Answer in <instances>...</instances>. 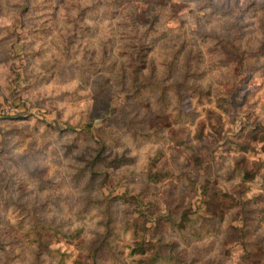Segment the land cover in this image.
<instances>
[{
  "label": "rangeland",
  "instance_id": "1",
  "mask_svg": "<svg viewBox=\"0 0 264 264\" xmlns=\"http://www.w3.org/2000/svg\"><path fill=\"white\" fill-rule=\"evenodd\" d=\"M0 230V264H264V0H0Z\"/></svg>",
  "mask_w": 264,
  "mask_h": 264
},
{
  "label": "trees",
  "instance_id": "2",
  "mask_svg": "<svg viewBox=\"0 0 264 264\" xmlns=\"http://www.w3.org/2000/svg\"><path fill=\"white\" fill-rule=\"evenodd\" d=\"M212 5H214V3H212ZM164 6H166V3L164 2ZM174 6H176V4H174ZM215 8H216V4H215ZM152 24V22H150V25ZM144 37H146V33L144 34ZM231 106H233L231 104ZM60 127V126H59ZM57 128V127H56ZM93 128V123H87L84 127V131L87 132H91ZM91 169L93 167V164H90ZM250 170L245 168V172L248 173ZM160 174V173H159ZM148 178L149 180H157L158 179V175L157 173L154 174H148ZM218 194H221L220 191H217ZM216 193V194H217ZM227 194V192H225ZM33 214V218H34V222H32L29 226H27V228H25L24 231V235L26 236L27 240H30L32 242H38L39 244H43L44 243V239L43 237V231H50V226L45 225L40 223L41 221H38L37 218L35 219L36 215L34 213ZM191 212L188 213H184L181 215V218L179 219L180 221H176V222H171L172 224H174L177 228L179 229H185V228H192L191 223H196V222H190L191 221ZM174 218V217H172ZM171 218V220H172ZM34 223V224H33ZM205 223V222H203ZM14 230H16V226H14ZM19 229H21V225L18 226ZM55 234H54V238H62L64 240H73L75 239V237L77 235H79V233L81 232L79 229L77 230H73L72 232H66V231H62L59 228H53ZM12 233V232H11ZM10 233V234H11ZM250 233V230L247 228L243 229V228H239L236 230L235 233H233L232 235H234L237 240L238 239H242V242L244 243L245 247H246V254H255V252H253V249H250L248 246V242L252 245V240L251 237L248 236V234ZM4 235H8L7 232H1L0 230V236L3 237ZM159 243L156 242H146V241H142V242H137L135 245H129L130 248V252L129 255L130 256H137V255H146L147 258L141 260L142 263L144 264H160V261L163 259V255L160 252V247L158 245ZM261 248L260 250L262 252H264V247L262 245H260ZM83 251L84 253L87 255L88 258L92 257V252L95 253V249L92 248H85L83 247ZM89 251L88 253H86V251ZM50 255L51 257V263L50 264H65V261L70 257V254H66V253H61L60 257H58V255H56L54 252H51ZM91 261V260H90ZM256 263V262H255Z\"/></svg>",
  "mask_w": 264,
  "mask_h": 264
}]
</instances>
